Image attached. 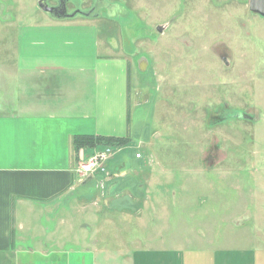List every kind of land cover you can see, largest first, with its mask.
Segmentation results:
<instances>
[{"label": "rangeland", "instance_id": "374dc122", "mask_svg": "<svg viewBox=\"0 0 264 264\" xmlns=\"http://www.w3.org/2000/svg\"><path fill=\"white\" fill-rule=\"evenodd\" d=\"M40 1L0 0V50L4 28L60 19ZM44 1L99 18L101 39L120 43L130 132L76 161L110 148L101 170L23 208L20 246L88 247L97 264H129L137 249L263 248L264 16L249 0Z\"/></svg>", "mask_w": 264, "mask_h": 264}, {"label": "crops", "instance_id": "0c3cea01", "mask_svg": "<svg viewBox=\"0 0 264 264\" xmlns=\"http://www.w3.org/2000/svg\"><path fill=\"white\" fill-rule=\"evenodd\" d=\"M98 20L45 17L3 29L0 264H97L99 254L88 247L20 246V219L25 206L52 202L74 189L76 161L84 149L74 155L73 135L130 132V59L116 37L101 39ZM129 264H264V247L137 249Z\"/></svg>", "mask_w": 264, "mask_h": 264}, {"label": "trees", "instance_id": "16d2710c", "mask_svg": "<svg viewBox=\"0 0 264 264\" xmlns=\"http://www.w3.org/2000/svg\"><path fill=\"white\" fill-rule=\"evenodd\" d=\"M62 18V17H60ZM128 139V136L117 137V136H103V135H73L71 137V149L75 155L79 149L88 150L89 148H95V146L102 145L105 143L117 144L124 142Z\"/></svg>", "mask_w": 264, "mask_h": 264}, {"label": "built area", "instance_id": "2783aa9c", "mask_svg": "<svg viewBox=\"0 0 264 264\" xmlns=\"http://www.w3.org/2000/svg\"><path fill=\"white\" fill-rule=\"evenodd\" d=\"M108 152H110V148H107L104 151H95L92 154H89L87 163H79V165L76 168V177L77 180H81L83 176V172L86 170H92V169H100V165L104 162L106 157L108 156ZM83 155V152L81 153ZM139 156V154H138Z\"/></svg>", "mask_w": 264, "mask_h": 264}, {"label": "water", "instance_id": "95a60500", "mask_svg": "<svg viewBox=\"0 0 264 264\" xmlns=\"http://www.w3.org/2000/svg\"><path fill=\"white\" fill-rule=\"evenodd\" d=\"M39 7L45 11L48 12L49 14L56 16V17H71L74 16L75 13L67 14L65 13V6L64 11L60 12L59 14L56 12L54 7H49L44 0H41L39 2ZM248 7L249 10L258 13L262 16H264V0H249L248 1Z\"/></svg>", "mask_w": 264, "mask_h": 264}, {"label": "flooded vegetation", "instance_id": "af4514ba", "mask_svg": "<svg viewBox=\"0 0 264 264\" xmlns=\"http://www.w3.org/2000/svg\"><path fill=\"white\" fill-rule=\"evenodd\" d=\"M64 5L62 3H60V5L58 6H54L56 12L59 14L60 12L64 11ZM66 10V9H65ZM66 13V12H65Z\"/></svg>", "mask_w": 264, "mask_h": 264}]
</instances>
